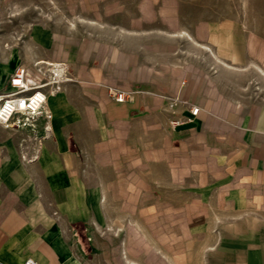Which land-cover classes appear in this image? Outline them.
<instances>
[{"label":"crops","instance_id":"1","mask_svg":"<svg viewBox=\"0 0 264 264\" xmlns=\"http://www.w3.org/2000/svg\"><path fill=\"white\" fill-rule=\"evenodd\" d=\"M86 5L78 29L39 35L71 78L49 131L0 124V264H264V98L205 71L180 0Z\"/></svg>","mask_w":264,"mask_h":264},{"label":"rangeland","instance_id":"2","mask_svg":"<svg viewBox=\"0 0 264 264\" xmlns=\"http://www.w3.org/2000/svg\"><path fill=\"white\" fill-rule=\"evenodd\" d=\"M87 9L86 0H0L3 66L48 64L41 60L51 48L39 41L41 31L78 29ZM177 17L203 41V67L223 83L226 94L264 98V0H180ZM112 20L123 18L115 14Z\"/></svg>","mask_w":264,"mask_h":264},{"label":"built area","instance_id":"3","mask_svg":"<svg viewBox=\"0 0 264 264\" xmlns=\"http://www.w3.org/2000/svg\"><path fill=\"white\" fill-rule=\"evenodd\" d=\"M3 63L0 57V66ZM59 65L35 62L32 66L20 65L10 76L6 89L0 92V124L8 128L29 129L38 132L40 121H45L44 129L49 131L48 122L52 114L47 109L49 95L58 93L64 83L69 82ZM109 96L119 104H135L136 95L115 88L108 89ZM193 116H197L200 109H190ZM177 125L179 122H174ZM32 155L26 159L29 162L39 158L43 138L39 134L34 136ZM24 264H36L29 259Z\"/></svg>","mask_w":264,"mask_h":264},{"label":"bare ground","instance_id":"4","mask_svg":"<svg viewBox=\"0 0 264 264\" xmlns=\"http://www.w3.org/2000/svg\"><path fill=\"white\" fill-rule=\"evenodd\" d=\"M49 64V63H48ZM51 64V63H50Z\"/></svg>","mask_w":264,"mask_h":264}]
</instances>
